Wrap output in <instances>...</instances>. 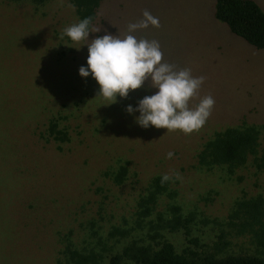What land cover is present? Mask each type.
I'll return each mask as SVG.
<instances>
[{"label": "rangeland", "instance_id": "obj_1", "mask_svg": "<svg viewBox=\"0 0 264 264\" xmlns=\"http://www.w3.org/2000/svg\"><path fill=\"white\" fill-rule=\"evenodd\" d=\"M253 1L264 11V0ZM216 4L103 0L92 27L100 31L88 37L131 34L156 40L162 62L204 76L189 107L207 95L215 104L204 126L185 134L144 129L135 122L140 113L126 111L159 91L151 78L116 103L98 97V82L79 73L88 67V45L64 35L78 23L72 0L39 7L0 0V264H72L69 247L85 250L111 237L114 226L133 224L141 198L159 175L170 177L174 192L163 195L159 208L175 203L195 210L203 217L196 228L209 241L230 221L240 199L264 197V48L250 45L217 19ZM144 10L160 27L129 33L128 25L141 21ZM52 118L68 140L48 142L41 136ZM245 124L261 130L255 156L234 172L200 167L198 154L210 137ZM122 165L128 173L119 184L110 173ZM168 237L175 245L182 241L178 234ZM228 238L232 252L253 250L249 234Z\"/></svg>", "mask_w": 264, "mask_h": 264}, {"label": "trees", "instance_id": "obj_2", "mask_svg": "<svg viewBox=\"0 0 264 264\" xmlns=\"http://www.w3.org/2000/svg\"><path fill=\"white\" fill-rule=\"evenodd\" d=\"M9 1L30 2L39 7L51 0ZM102 2L72 0L78 23L91 17L92 28ZM215 15L250 45L264 48V11L256 2L217 0ZM260 135L261 130L257 126L247 124L215 133L203 144L198 154L200 167L212 169L224 166L234 172L245 165L251 155L257 154ZM41 136L48 142L50 139L56 142L69 139L67 131L59 127L55 118ZM127 173V165H122L110 176L121 184ZM162 177L153 178L149 192L141 198L140 209L132 225L122 228L114 226L108 235L111 237H102L97 243L87 244L85 250L69 247V261L72 264H264V197L240 199L230 215V221L222 223L220 232L209 241L196 228L197 219L203 217H198L195 210L184 211L175 203L170 204L169 208H159L163 195L171 196L174 193L171 180L161 183ZM176 234L182 238L179 245L168 237ZM241 234H249L252 238L254 246L251 252L244 250L236 253L229 249L232 241L228 237Z\"/></svg>", "mask_w": 264, "mask_h": 264}, {"label": "clouds", "instance_id": "obj_3", "mask_svg": "<svg viewBox=\"0 0 264 264\" xmlns=\"http://www.w3.org/2000/svg\"><path fill=\"white\" fill-rule=\"evenodd\" d=\"M143 17L138 23L128 25L129 33L147 29L149 25L160 27L159 19L148 10H144ZM91 22V17L84 18L65 28L64 35L74 43L88 45V67L81 66L79 73L84 78L92 75L98 82V97L110 101L109 105L116 103L118 96L126 99L130 90L140 89L151 78V87L159 91L145 96L138 102V107L128 105L126 108L129 114L140 113L135 117L139 126L180 130L185 134L199 131L204 126L215 104L213 97L207 95L195 108L189 107L190 101L198 96L206 79L204 76L193 77L190 69L176 70L175 65L162 62L163 53L156 40H138L131 34L124 37L108 34L89 41L90 32L100 31V28H90ZM173 155L169 152L167 158L171 159ZM169 179L165 174L161 183Z\"/></svg>", "mask_w": 264, "mask_h": 264}]
</instances>
